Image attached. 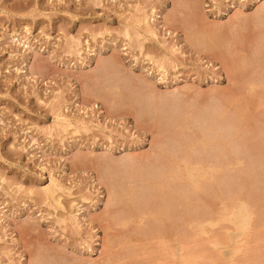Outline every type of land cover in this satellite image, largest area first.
Segmentation results:
<instances>
[{
  "label": "rangeland",
  "instance_id": "374dc122",
  "mask_svg": "<svg viewBox=\"0 0 264 264\" xmlns=\"http://www.w3.org/2000/svg\"><path fill=\"white\" fill-rule=\"evenodd\" d=\"M177 249L264 264V0H0V264Z\"/></svg>",
  "mask_w": 264,
  "mask_h": 264
},
{
  "label": "bare ground",
  "instance_id": "6f19581e",
  "mask_svg": "<svg viewBox=\"0 0 264 264\" xmlns=\"http://www.w3.org/2000/svg\"><path fill=\"white\" fill-rule=\"evenodd\" d=\"M152 12H153V11H152ZM128 21H129V20H128ZM126 25H128V24H126ZM132 30H133V29H132ZM135 31H136V30H135ZM139 31H140V30H139ZM142 31H143V30H142ZM260 46H261V45H260ZM262 48H263V47H262ZM259 49H260V48H259ZM261 51H262V49H261ZM245 57H246V56H245ZM245 61H246V60H245ZM243 65H244V63H243ZM234 66H235V65H234ZM242 98H243V97H242ZM242 98H241V101L244 100V99H242ZM236 100H238V99H236ZM244 106H245V105H244ZM217 110H218V109H217ZM217 110H216V111H217ZM239 111H240V110H239ZM214 112H215V111H214ZM214 112H213V113H214ZM242 112H243V111H242ZM219 114H220V113H219ZM198 115H199V114H198ZM195 116H197V115H195ZM201 116H202V115H201ZM192 117H193V116H192ZM217 117H218V116H217ZM59 118H61V117H59ZM204 118H205V117H204ZM224 118H225V117H224ZM216 119H217V118H216ZM218 120H219V119H218ZM214 121H216V120H214ZM223 122H224V121H223ZM196 123H197V122H196ZM199 123H200V122H198V124H199ZM203 123H204V122H203ZM216 123H218V122H216ZM228 124H229V123H228ZM228 124H227V125H228ZM207 126H208V125H207ZM229 126H230V125H229ZM229 126H228V127H229ZM209 128H210V127H209ZM217 129H219V127H218ZM212 131H213V130H212ZM260 131H261V130H260ZM170 133H171V132H170ZM186 133H187V132H186ZM201 133H202V130H201ZM204 133H205V132H204ZM204 133H203V135H204ZM191 135H192V134H191ZM223 136H224V135H223ZM225 136H226V135H225ZM204 138H205V137H204ZM262 142H263V141H262ZM260 143H261V142H260ZM210 146H211V145H210ZM219 146H221V145H219ZM211 147L213 148V146H211ZM177 148H178V147H177ZM193 148H194V147H193ZM193 148H192V149H193ZM231 150H232V149H231ZM173 151H174V150H173ZM186 152H187V150H186ZM203 152H204V150H203ZM207 152H208V151H207ZM178 153H179V152H178ZM209 153H210V152H209ZM193 154H194V153H193ZM214 154H215V153H214ZM172 155H173V154H172ZM187 156L189 157V155H187ZM209 156H210V155H209ZM218 156H219V155H218ZM181 157H182V156H181ZM198 157H199V156H198ZM205 157H206V156H205ZM210 157H211V156H210ZM186 158H187V157H186ZM189 158H190V157H189ZM207 158H208V156H207ZM211 158H212V157H211ZM213 158H214V157H213ZM224 158H225V157H224ZM251 158H252V157H251ZM187 159H188V158H187ZM187 159H186V160H187ZM240 159H241V158H240ZM262 159H263V158H262ZM214 160H215V159H214ZM249 160H250V159H249ZM162 161H163V160H162ZM180 161H182V160H181V159L174 160V163L176 164L177 168H176L175 171L173 172V173H174L173 176H174V178H175V180H176V184H175V185H176V190H178L179 193H180V190H179L180 188H179V186H180V182H181V181H180V179H181V170H179L178 167H180ZM189 161H190V160H189ZM217 161H218V159H217ZM225 161H226V160H225ZM215 162H216V161H215ZM215 162H212V160H211V161H210V160H208V161H207V160H206V161H193V162H191L189 165H187L186 167H187V170H188V172H189V176L192 178V181H193V180H194V181H198V178H199V177H200V178H203V176H202V177L200 176V175H202V174H200V175H198V173L196 174V171H199V170L202 171L203 169H206L205 171H207V172L204 173V176L207 175V174H209L208 176H210V178H212L213 175H214V173H215V167H214V165H215L214 163H215ZM221 162H222V161H221ZM200 164H202V169H201V167H199ZM216 164H217V163H216ZM156 165H157V163H156ZM165 166H166V164L164 165V167H165ZM200 166H201V165H200ZM215 166H216V165H215ZM159 167H160V166H159ZM162 167H163V166H162ZM219 169H221V168H218V170H219ZM139 170H140V169H139ZM223 170H225V171L229 170V169H228V162L224 164V169H223ZM162 171H163V170H162ZM165 171H166V170H165ZM142 174H143V173H142ZM147 174H148V173H147ZM149 174H150V173H149ZM151 174H152V173H151ZM155 174H156V173H155ZM160 175H162V174H160ZM226 175H227V174H226ZM152 176H153V175H152ZM166 176H167V175H166ZM208 176H207V177H208ZM143 177H144V176H143ZM161 177H162V176H161ZM169 177H171V176H169ZM214 177H215V176H214ZM155 178H156V177H155ZM159 178H160V177H159ZM212 179H213V178H212ZM212 179H211V181H212ZM157 180H158V179H157ZM164 180H165V179H164ZM52 182H53V181L51 180V184H52ZM164 183H165V182H164ZM164 183H162V184H164ZM168 183H169V182H168ZM182 183H183V182H182ZM205 183H206V182H205ZM195 184H196V183H195ZM142 185H143V184H142ZM167 185H168V184H164L163 187L165 186V187H167V189H168L169 186H167ZM221 185H222V184H221ZM144 186H145V185H144ZM170 186H172V184H170ZM150 187H151V186H150ZM163 187H162V188H163ZM165 187H164V188H165ZM221 187H222V186H221ZM45 188H46V187H45ZM47 188H48V187H47ZM121 188H123V186H122ZM164 188H163V189H164ZM169 188H171V187H169ZM159 189H160V188H159ZM174 189H175V188H174ZM182 189H183V188H182ZM204 189H205V188H204ZM204 189H203V190H204ZM221 189H222V188H221ZM42 190H43V189H42ZM45 190H46V189H45ZM48 190H49V189H48ZM222 190H223V189H222ZM145 191H146V190H145ZM145 191H143V192H145ZM162 191H163V190H162ZM174 191H175V190H174ZM48 192H49V191H48ZM52 192H53V191H52ZM149 192H150V191H149ZM149 192H147V193H149ZM170 192H171V191H170ZM135 193H136V192H135ZM138 193H139V192H138ZM175 193H176V191H175ZM145 194H146V193H145ZM159 194H160V193H159ZM159 194H158V195H159ZM214 194H215V193H214ZM136 195H137V194H136ZM136 195H135V196H136ZM138 195H139V194H138ZM176 195H177V198H176L175 196H173V197H175L174 200H175V202H176V201L179 202L180 199H178V196L180 197V194H177V193H176ZM139 196H141V195H139ZM167 196H168V195H167ZM162 197H163V196L161 195V198H162ZM168 197H169V198H172L171 195H169ZM144 198H145V196L143 197V200H144ZM163 198H164V197H163ZM180 198H181V197H180ZM141 199H142V198H141ZM117 200H119V199H117ZM174 200H172V201H174ZM138 201H139V200H138ZM145 201H146V199H145ZM145 201H144V202H145ZM167 201H168V198H167ZM172 201H171V199H170V202L168 201L170 205L166 204L167 202H165V203L163 202V204H162L163 206H162V205H161V206L163 207V209H164V208L166 209V207H164L165 204H166V206H167V205L170 206L169 208L174 212V213H173V215H174L175 212L177 213V210H178V209H177V207H175V206H177L178 204H177V202H176L177 205H176V204H174L175 206L173 205V207H175V208L177 209V210L175 211V210H173V207L171 206V205H172ZM133 202H134V200H133ZM146 203H147V202H146ZM134 204H135V202H134ZM140 204H141V203H140ZM180 204H181V203H180ZM180 204H179L178 207L181 206ZM120 205H121V204H120ZM120 205H119V206H120ZM142 205H143V204H141V207H142ZM148 205H149V204H148ZM182 205H183V203H182ZM121 206H122V205H121ZM139 206H140V205H139ZM133 207H134V206H133ZM162 207H160V209H162ZM171 207H172V208H171ZM136 208H137V207H136ZM169 208H168V211H169ZM128 209H129V208H128ZM128 209H127V210H128ZM130 209H131V208H130ZM146 209H147V208H145V210L142 209L143 212H141V211L139 212V211H138L137 213H139V214L135 213V214H137V217H138L139 219H141V220L144 219V220H145V219L147 218L149 212H148V209H147V210H146ZM160 209H159V210H160ZM163 209H162V210H163ZM151 210H153V208H152ZM171 210H170V211H171ZM145 211H147L148 213L145 212ZM172 211H171V212H172ZM224 211H225V210H224ZM124 212H125V211H124ZM128 212H131V210L128 211ZM158 212H159V211H158ZM160 212H161V210H160ZM160 212H159V214H160ZM163 212H164V211H163ZM171 212H168V213L166 212V213H164L163 215H161V216H162V219H163V216H167L169 213H170V214H169L170 217H172V216H171V214H172ZM140 213H141V214H140ZM124 214H125V213H124ZM161 214H162V212H161ZM177 214L179 215V213H177ZM126 215H127V214H126ZM169 215H168V216H169ZM175 215H176V214H175ZM227 215H228V214H227ZM132 216H134V215H132ZM157 216H158V214H157ZM134 217H136V216H134ZM137 217H136V218H137ZM158 217H160V215H159ZM176 217H177V215H176ZM227 217H228V216H227ZM168 218H169V217H168ZM197 218H198V217H197ZM159 219H160V220H159ZM205 219H206V217H205ZM224 219H225V214L222 216L221 220H224ZM130 220H131V219H130ZM144 220H143V222H144ZM158 220H159V221H162L161 218H158ZM166 220H168V219H166ZM166 220L164 219L163 224H166V223H168V222L170 223V221H171V220H168V221L166 222ZM145 221H146V220H145ZM148 221H149V220H148ZM219 221H220V220H219ZM126 222H127V221L125 220L123 223L126 224ZM164 222H165V223H164ZM174 222H175V221H174ZM217 222H218V221H217ZM147 223H148V222H147ZM147 223H146V224H147ZM161 223H162V222H161ZM169 223L166 224L168 227L166 226V228H163L166 232L168 231V230H166V229H167V228L169 229V227H170ZM177 223H178V222H177ZM210 223H213V222H210ZM214 223H215V222H214ZM177 225H178V224H177ZM147 226H148V225H147ZM144 227H145V226H144ZM164 227H165V226H164ZM159 228H160V227H159ZM163 229H162V231H164ZM143 231H144V230H143ZM154 231H155V229H154ZM162 231H159L160 233H159V235H158L157 237L162 238L163 241H164V239H165L164 237H165V236H163V235H165L166 232H164V234L162 235ZM144 232H145V231H144ZM178 232H179V231H178ZM171 233H172V231H171ZM148 235H149V234H148ZM156 235H157V234H156ZM145 237H146V236H145ZM147 239H148V238H147ZM162 239H161V241H162ZM143 241H144V240H143ZM146 242H147V241H146ZM164 250H165V249H164ZM178 251H179V249H177V252H176V254H175V258H176V260H177V261H176L177 264L180 262V261L178 260V259L180 258V255H179ZM170 253H171V252H170ZM153 264H154V263H153Z\"/></svg>",
  "mask_w": 264,
  "mask_h": 264
}]
</instances>
